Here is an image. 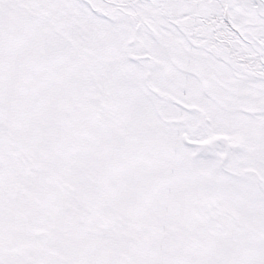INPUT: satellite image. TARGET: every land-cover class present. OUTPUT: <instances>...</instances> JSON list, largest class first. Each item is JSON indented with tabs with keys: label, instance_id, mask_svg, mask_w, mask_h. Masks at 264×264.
I'll use <instances>...</instances> for the list:
<instances>
[{
	"label": "snow or ice",
	"instance_id": "1",
	"mask_svg": "<svg viewBox=\"0 0 264 264\" xmlns=\"http://www.w3.org/2000/svg\"><path fill=\"white\" fill-rule=\"evenodd\" d=\"M0 264H264V0H0Z\"/></svg>",
	"mask_w": 264,
	"mask_h": 264
}]
</instances>
